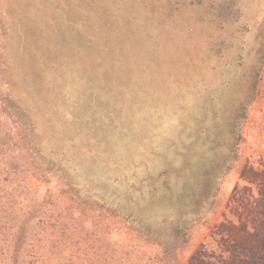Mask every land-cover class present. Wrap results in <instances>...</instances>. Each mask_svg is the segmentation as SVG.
<instances>
[{"label":"rangeland","instance_id":"obj_1","mask_svg":"<svg viewBox=\"0 0 264 264\" xmlns=\"http://www.w3.org/2000/svg\"><path fill=\"white\" fill-rule=\"evenodd\" d=\"M0 264H264V0H0Z\"/></svg>","mask_w":264,"mask_h":264},{"label":"trees","instance_id":"obj_2","mask_svg":"<svg viewBox=\"0 0 264 264\" xmlns=\"http://www.w3.org/2000/svg\"><path fill=\"white\" fill-rule=\"evenodd\" d=\"M222 13L224 14V11H222ZM224 15H227V14L225 13ZM115 20H116V19H115ZM114 23H116V22H114ZM114 23H113V24H114ZM113 24H112V25H113ZM17 42H18V40H17ZM85 46H86V45H85ZM94 46H95V48L99 47V46H97V43H95ZM90 47H91V46H86L85 49L87 50V49H89ZM100 51H101V49H99V50L97 51V53H98V59H99L100 57H102V56L100 55ZM104 51H105V50H104ZM102 52H103V51H102ZM74 95H77V94H74ZM72 104H73V103H72ZM64 109H65V108H64ZM64 109H63V110H64ZM61 110H62V108L60 109V111H61ZM61 112H62L61 115L64 117V116H65V114H64L65 112H63V111H61ZM66 121H68V120H66Z\"/></svg>","mask_w":264,"mask_h":264}]
</instances>
